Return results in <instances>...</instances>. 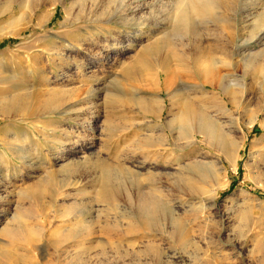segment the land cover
I'll list each match as a JSON object with an SVG mask.
<instances>
[{"label": "rangeland", "instance_id": "374dc122", "mask_svg": "<svg viewBox=\"0 0 264 264\" xmlns=\"http://www.w3.org/2000/svg\"><path fill=\"white\" fill-rule=\"evenodd\" d=\"M45 1L0 0V108L28 91L31 107L27 117L0 116V255L29 252L25 264H264V64L246 72L240 60L264 61V0L226 2L228 25L240 24L222 35L225 52L231 40L243 48L234 68L219 54L215 67L244 96L224 113L197 108L212 121L207 139L174 119L198 97L193 67L165 61L153 44L167 40L189 58L192 30L213 32L211 20L178 23L176 0ZM104 56L109 65L96 61ZM222 134L244 138L235 172L216 143ZM208 169L216 178H201ZM143 204H155L146 222ZM53 243L65 249L53 253Z\"/></svg>", "mask_w": 264, "mask_h": 264}, {"label": "bare ground", "instance_id": "6f19581e", "mask_svg": "<svg viewBox=\"0 0 264 264\" xmlns=\"http://www.w3.org/2000/svg\"><path fill=\"white\" fill-rule=\"evenodd\" d=\"M46 1L49 2V5H52V6L55 5V4H61V5L63 4V0H46ZM138 1H140V0H133L132 2L134 4V3H137ZM155 1H153V3ZM253 1H256V0H253ZM226 2H227V0H176L174 12H175V16L177 18V22L178 23L187 24V22L189 20H191V27H193V26L195 27V24L200 25L201 27L203 25L205 27V25H206V27H207V21L211 20L212 21V26L214 28L213 32L208 31L206 34H203V35L200 34V33L198 34V33H196V31L194 29L193 30L195 32L191 29L193 33L191 34V41H190L191 42V45H190L191 51L189 52V58H185L182 55V53L177 51V49L175 48L174 45H171L167 40H164V39L161 40L160 42H157V44H153V45H156L155 49L152 47V50L154 49L153 51L156 52L155 50H156L157 45L161 46L160 48H162L164 50L163 51V54H164L163 55L164 56L163 59L165 61L166 60L174 61L175 63H179V64H182V65L185 64L186 62L187 63L189 62L191 64V66L193 67L194 71H195L196 78L198 79L199 82H201L199 84V91L197 93L198 97H195V96L191 97V108H190L191 112H188V114L185 113V115L182 112V114L178 118H174L175 120L177 119L179 130L182 131L185 134H186L187 131H191V132H194L195 134H199L201 136L205 135V137L206 136L210 137V135H207V134H209V133H207L208 132V126H210V125H208V122H212V121L208 120V117L205 116L206 113L203 114L202 112L197 111V108H202V109L214 108L218 112H220V113L223 112L224 113L225 111L236 109L238 107V105L243 101L242 98H243L244 95L241 96V93H239L238 91H236L233 88L235 84L232 85L231 83L229 84V83L224 82L223 78L217 72L218 70L216 71V67H215L216 64L219 63V61L215 58V55L219 54L223 58L222 61H220L221 65L223 67H225V68H228V67L234 68L232 57H238L240 59V57H241V55H240L241 53L240 52H241V49L243 48L242 47L240 49L239 44H238V46H236V44L233 43V40H231L230 44L232 46L230 48H228V50H230V51L227 52V53L225 52V50L227 49V45L228 44H227L226 41H224L222 39V37H223L222 35H226V36L228 35L225 32V30L228 29V28H230L232 30L230 32H232V33L236 32L237 33L238 26L240 24V23L238 24V22L235 21V19H232V25H228V24H230L229 22H231V20H229L228 17H226V14H228L227 12H231V11L229 10L228 4ZM136 7L141 8L142 5L137 4L135 6V8ZM139 8H137V9H139ZM135 11H133V12H135ZM105 16H106V12L102 11L100 13L94 14V19L98 20L99 18L105 17ZM244 23L246 24L247 22L245 21ZM259 24L260 23L258 21L254 22V24L251 27V30L249 32V40H252V39L254 40L255 36L257 35V30L256 29H258V27H259L258 25ZM13 27H14V25H13ZM197 27H199V26H197ZM260 28H261V24H260ZM14 31H13L12 26H9L6 29V35L13 36L14 35ZM137 33H138V31H135L133 33V35L137 34ZM130 35H128V33L125 35L126 43L128 42L129 44L133 43V41H134V38L129 37ZM237 38H238V36H233L232 39L236 40ZM206 39L210 40V42L212 41V43L209 46H207V47H203V42L207 41ZM256 44H258V45H260V47L264 48V37L257 38L256 39ZM240 46H242V45H240ZM157 49H158V47H157ZM146 50H145V52H146ZM157 51H159V50H157ZM262 51H260V53H262L260 55L263 58L264 49ZM84 54L88 55L87 53H84ZM256 55L257 54H255V56H247L246 55V56H244L243 58L240 59L241 62H242V66H243L244 70H246V72L247 71L248 72H252V71L253 72L257 71L258 72L261 68L263 69V67L260 68V66H263V64H264L263 62L264 61L262 62V60H261V62H259L258 61L259 58ZM96 61H98V63H103L104 65H109V57H107V56H104L102 58H96ZM136 62L138 64V61H136ZM236 67H237V65H236ZM41 75L42 74L38 73L35 76V78L36 79H41ZM246 75H248V74H246ZM252 76H253V74H252ZM254 78H255V76H254ZM232 82H233V80H232ZM218 87L221 90L220 95H216V94H213V93L210 92L212 90H215ZM235 88H237V87H235ZM241 90H243V89H241ZM28 92H24L20 96H17L16 98H13L11 101H9L7 103V105H5L3 107L1 106V108H0V116H1L2 113L6 114V113H9V112H15V113L17 112L19 114L18 116L21 115L22 118L23 117H27V114L31 113L30 112V110H31L30 103L27 100L28 96L30 95ZM55 92L53 93V91H52L53 94H55ZM56 95H54V96H56ZM58 96H56V97L58 98ZM51 98L54 99V97H51ZM48 100L49 101L52 100V99H50V96H49ZM56 101H54V102H56ZM44 102H46V101H44ZM188 106H190V105H188ZM44 109H46V108H44ZM183 111H185V110H183ZM255 121H254V123H255ZM210 124L212 125L213 123H210ZM213 125H215V124H213ZM213 125H212V127L215 128ZM259 125H260V127L262 129H264V122L260 123ZM178 126L176 125L177 128H178ZM216 129H218V127ZM214 130L215 129L212 130L213 133H215ZM217 131H216V134L218 133ZM214 137L216 138V135H214ZM206 139H207V137H206ZM231 139L232 138H227L225 135L222 134V135H220L218 137V139H216V140H218L216 143H219L220 146H221V150H222L221 153H223L222 155H224V156H222V158L225 157L224 160H226L228 163H230L232 165V169H234V172H235L237 170L238 158H239V155H240V150L242 149V146H243V143H244V138H241V140L239 142L233 141V139L232 140ZM208 141H210V140H208ZM219 144H217L218 147H219ZM233 157H234V161H232ZM201 168H203V167H201ZM205 170H207V169H205ZM209 171L210 170L208 169V172L204 171L205 173H203V174L200 173L201 178L204 179V180H208L211 177V175H212V177L214 176L216 178L215 174L212 173L211 171L210 172ZM199 172H201V171H199ZM51 175L46 178V179H48V181L52 180L53 177ZM101 177L104 180H108L110 178V173L107 170H103L102 174H101ZM212 180H214V179H212ZM154 207H155V204H153L152 206H150V205H145L144 206V204H143V208L142 209L139 207L141 209L140 210L141 212H139V213H141V216L139 215V217H142L143 218L142 220H145V222H146L148 215H150V212L152 211V209ZM148 212H149V214H148ZM141 222H143V221H141ZM21 238L26 243V246L28 247L30 245L29 236H22ZM51 249H52V252L54 253V252L62 251L65 248H62L61 246L53 243V244H51ZM28 250H30V249H28ZM0 253H1V251H0ZM27 253H29V252H25L22 256L19 257V255L17 253L11 254L9 252L8 248H3L2 247V254L0 255V257H1V259L3 261H6L7 263H10V264H25V263H29V258H28V254Z\"/></svg>", "mask_w": 264, "mask_h": 264}]
</instances>
